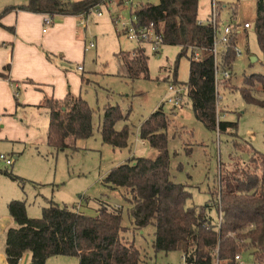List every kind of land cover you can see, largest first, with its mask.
Instances as JSON below:
<instances>
[{"label": "trees", "instance_id": "obj_1", "mask_svg": "<svg viewBox=\"0 0 264 264\" xmlns=\"http://www.w3.org/2000/svg\"><path fill=\"white\" fill-rule=\"evenodd\" d=\"M103 0H27L21 11L57 16H90L91 9ZM7 7L3 13L10 10ZM198 0H158L136 12L143 24L153 23L161 33L163 45L178 46L172 80L176 81L177 61L190 52L186 98L195 119L209 131L236 134L237 123L221 120L216 111L217 93L212 28L197 20ZM234 14V13H233ZM253 30L262 55L264 69V0H256ZM234 37L222 54V70L232 69L236 58ZM201 57L195 59L194 54ZM119 77L131 81L148 79V57L138 47L116 55ZM6 75L0 73V78ZM231 80L221 79L218 89H228ZM82 83L85 79L81 77ZM248 104L264 107V100L253 94H264V75H251L237 88ZM16 97V96H15ZM185 101V99H184ZM39 107L48 114L46 141L48 147L63 151L76 140L92 136V114L86 100L67 93L63 100L45 97ZM219 113V112H218ZM128 114L118 106L103 108L99 134L103 144L115 149L128 147ZM123 126L116 129L117 123ZM171 120L158 108L139 126L140 140L154 149V159L133 157L110 170L103 179L108 190H120L128 208L129 226H123L122 210L97 200L93 215L47 201L38 219L26 214L24 201H11L8 211L16 228L5 234L4 253L7 264H19L30 253V264H46L53 257L77 258L78 264H151L149 252L135 245V236L152 228L151 249L154 256L180 252L184 264H238L235 257L247 255L254 264H264V152L250 145L247 163L222 175L218 189L204 206H186L191 198L188 185L176 183L170 174L167 130ZM232 132V133H230ZM240 141V140H239ZM238 141V142H239ZM243 146V145H242ZM180 170V166L178 167ZM13 180L17 177L5 172ZM215 199V200H214ZM215 209L217 217L211 216Z\"/></svg>", "mask_w": 264, "mask_h": 264}, {"label": "rangeland", "instance_id": "obj_2", "mask_svg": "<svg viewBox=\"0 0 264 264\" xmlns=\"http://www.w3.org/2000/svg\"><path fill=\"white\" fill-rule=\"evenodd\" d=\"M134 1L139 7L158 4V0ZM214 1L220 6L221 23L242 26L249 22L253 27L256 0ZM26 3L27 0H0V14L7 7L22 6ZM210 9L211 0H198L197 20L200 24L209 18ZM109 10L110 13L101 8L103 12L101 18H97L94 13L82 20L78 16L74 17L80 24L77 26L78 36L84 48V59H80L78 64L84 69V73L77 75L89 78L81 96L93 111L92 136L76 140L70 149L63 151L49 149L45 138L48 124L46 110L37 107L17 109L11 118L22 127L33 129L36 137L31 142L19 144L20 147L16 146L19 154L15 155L17 159L13 161L11 167H5L0 161V172H12V175L17 177V180H13L0 174V207L4 208L6 199L8 202L24 201L27 217L38 219L42 215V209L47 206V201L93 215L97 200H101L121 209L122 224L125 227L129 226L130 219L123 198L124 193L118 189L108 190L102 181L111 169L133 157L155 158V150L140 140L137 130L158 108H161L171 120L167 130L170 174L174 182L189 186L191 198L186 203L187 207L208 204L210 193L213 194L218 189L221 176L227 175L235 167L250 160V153L244 152L250 145L255 151L264 152V107L246 103L237 90L243 86L244 78L256 74L264 75L262 55L252 27L247 31L237 29L234 42L237 51H241L242 54L235 58L232 65L229 88L227 90L219 88L220 99L216 102L218 118L237 123L236 134L239 141L234 139V134L220 135L216 131L207 130L195 119L186 94H183L185 101L183 100L179 109L165 103L170 84L184 86L177 83L186 84L188 81L190 52L177 61V82H173L172 76L180 52L178 46L163 45L156 54L148 47L145 49L148 57V79L131 81L119 77L116 55L119 52H132L139 46L129 41L123 35L122 26L115 24L112 19L118 16L120 21H127L130 18L129 11L126 9L119 11L114 6ZM90 42L95 44L94 49H86ZM251 58L255 61H251ZM69 71L76 73L73 66ZM253 95L259 101L264 100L263 93ZM106 105L118 106L123 115L128 114L127 148L115 149L101 141L99 126ZM0 118L4 117L0 115ZM122 126L123 123L119 122L116 129ZM240 142H247L250 145L247 143H242L243 146L235 145ZM1 145L4 144H0V154L14 157L10 155L11 153L7 154ZM211 216L217 217L215 209H212ZM151 240V227L147 228L143 235L135 236V245L149 252L151 264H184L180 252L154 256ZM27 255L30 257L29 252L24 256ZM47 264H78V260L72 257H57L50 259ZM238 264L254 263L249 256L243 255Z\"/></svg>", "mask_w": 264, "mask_h": 264}, {"label": "crops", "instance_id": "obj_3", "mask_svg": "<svg viewBox=\"0 0 264 264\" xmlns=\"http://www.w3.org/2000/svg\"><path fill=\"white\" fill-rule=\"evenodd\" d=\"M19 7L21 5L12 6L15 10L0 14V73L6 75L0 78V115L4 117L0 118V144H4L1 146L7 154L14 156L13 161L19 154L16 146L20 147L19 144L31 142L36 137L33 129L22 127L11 118L17 109H43L39 105L45 97L59 101L67 93L82 97V90L89 79L77 75L84 73L83 68L82 72L76 69L80 59H84V48L78 36L77 26L80 24L74 16L51 15L53 23L44 30L45 14L21 11ZM71 66L76 73L69 71ZM81 77L85 79V84ZM46 115L48 117L47 111ZM5 172L0 174L5 175ZM5 201L4 208L0 207V264H7L5 234L8 229L17 227L8 211L11 201ZM20 263L30 264V257L23 256Z\"/></svg>", "mask_w": 264, "mask_h": 264}, {"label": "built area", "instance_id": "obj_4", "mask_svg": "<svg viewBox=\"0 0 264 264\" xmlns=\"http://www.w3.org/2000/svg\"><path fill=\"white\" fill-rule=\"evenodd\" d=\"M66 1V0H62ZM68 1V0H67ZM114 6L119 11L123 9L129 11L130 18L127 21H120L118 16L112 17L113 22L116 24H120L123 28L122 32L126 38L138 44V46L142 49L149 50L156 54L160 51L161 46H163V38L161 33L156 29L153 23L143 24L139 21L136 16V12L141 8L135 3L134 0H103L101 4L96 5L91 9L90 15L94 13L97 18H101L103 16V12L101 8H105L108 13H110V7ZM220 18V6L214 1L211 0V9L209 18L206 20L204 24L210 26L213 31V44L212 49L210 51L211 55L214 59V68H215V83H216V93H217V101L220 99L218 83L221 79H227L230 76V72L228 70H222L221 68V57L222 54L227 49L231 38L235 37L237 34V29L241 28L243 31H247L251 29V24L249 22H245L242 26L229 24V23H221ZM80 20L84 19L83 16L79 17ZM199 22V21H198ZM53 23V18L49 14H45L43 18V28L46 30ZM200 24V22H199ZM202 25V24H201ZM236 27V28H235ZM43 30V31H44ZM95 44L90 42L86 49H94ZM196 52V51H195ZM236 57H240L242 52L237 51L236 47ZM195 59L201 57L200 53L196 52L194 54ZM76 69L79 72H82V67L77 66ZM186 86L181 85H173L170 84L167 88V96L165 99V103L169 104L173 108H181L184 97L186 93ZM218 107V104H217ZM0 161L4 163L5 166L10 167L13 164V158L0 154ZM235 260L240 261L241 256L238 255L235 257Z\"/></svg>", "mask_w": 264, "mask_h": 264}, {"label": "water", "instance_id": "obj_5", "mask_svg": "<svg viewBox=\"0 0 264 264\" xmlns=\"http://www.w3.org/2000/svg\"><path fill=\"white\" fill-rule=\"evenodd\" d=\"M251 61H255V59L254 58H251ZM250 259H252V258L250 257Z\"/></svg>", "mask_w": 264, "mask_h": 264}]
</instances>
